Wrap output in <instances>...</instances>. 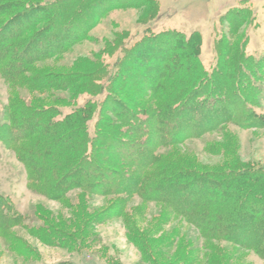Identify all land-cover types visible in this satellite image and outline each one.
<instances>
[{
  "label": "trees",
  "instance_id": "16d2710c",
  "mask_svg": "<svg viewBox=\"0 0 264 264\" xmlns=\"http://www.w3.org/2000/svg\"><path fill=\"white\" fill-rule=\"evenodd\" d=\"M156 3L139 0L140 8L153 9ZM134 4L129 0H0V75L27 82L33 65L86 40L96 17L106 13L103 7ZM84 6L93 21L77 18ZM225 18L236 35L257 17L248 7ZM143 36L134 46L122 45L125 53L116 62L117 72L110 73L98 60L87 76L101 79L100 85L87 86L88 95L104 96V100L89 101L68 115L60 109L63 104L13 100L7 122L0 123L1 138L14 148L30 182L41 184L39 190L46 185L52 194L59 189L63 193L82 189L116 202L139 197L165 204L196 227L203 239L239 243L264 259V208L260 209L264 168L198 175L159 153L228 126L263 128L264 115L259 111L264 101V54L259 58L246 54L248 35L244 33L236 42L223 34L215 37L217 66L208 73L200 59L199 32L188 37L152 29ZM124 65L129 73L120 70ZM132 74L138 77L137 96L125 103L115 87L124 81L125 89L131 90ZM64 78L38 75L34 81L48 91L63 82L69 88L82 75ZM109 89L114 93H107ZM108 111L117 125L104 117ZM94 119L92 133L89 123Z\"/></svg>",
  "mask_w": 264,
  "mask_h": 264
},
{
  "label": "rangeland",
  "instance_id": "374dc122",
  "mask_svg": "<svg viewBox=\"0 0 264 264\" xmlns=\"http://www.w3.org/2000/svg\"><path fill=\"white\" fill-rule=\"evenodd\" d=\"M129 1L135 7H103L106 13L96 17L86 40L33 65L27 82L0 75V123L7 122L13 100L45 106L63 104L60 109L64 115L89 101L104 100V96L91 97L86 91L88 85L101 83L100 78H87L92 68L103 60L110 73L117 72L116 62L125 53L122 47L134 46L152 29L178 31L188 37L199 32L203 43L200 59L208 73L217 66L215 37L223 34L236 42L244 33L248 35L246 54L254 58L264 54V0H157L153 9L140 8L139 0ZM248 7L257 17L254 24L233 34L225 17ZM88 15L84 6L77 18L93 21ZM122 68L130 72L128 65ZM77 74L82 79L73 81L69 88L63 82L58 89L44 91L34 81L38 75H54L60 80ZM131 79V90L125 89L124 81L115 87L125 103H129L128 97L137 96L138 77L132 74ZM261 107L259 112L264 115V101ZM105 116L117 125L110 111ZM96 123L97 119L89 123L92 133ZM159 153L198 175L222 176L225 172L264 168V127L228 126ZM27 173L14 148L0 136V264H264L256 251L239 243L203 239L196 227L165 204L139 197L116 202V198L82 189L68 193L59 189L52 194L46 185L39 190L40 183L30 182ZM50 230L56 234L51 235Z\"/></svg>",
  "mask_w": 264,
  "mask_h": 264
}]
</instances>
